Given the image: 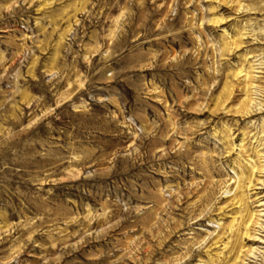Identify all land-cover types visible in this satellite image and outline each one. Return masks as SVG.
I'll return each instance as SVG.
<instances>
[{
  "label": "rangeland",
  "instance_id": "rangeland-1",
  "mask_svg": "<svg viewBox=\"0 0 264 264\" xmlns=\"http://www.w3.org/2000/svg\"><path fill=\"white\" fill-rule=\"evenodd\" d=\"M263 167L264 0H0V264H264Z\"/></svg>",
  "mask_w": 264,
  "mask_h": 264
},
{
  "label": "bare ground",
  "instance_id": "bare-ground-1",
  "mask_svg": "<svg viewBox=\"0 0 264 264\" xmlns=\"http://www.w3.org/2000/svg\"><path fill=\"white\" fill-rule=\"evenodd\" d=\"M251 104H252V102L251 101H249ZM243 105H244V109H243V112L242 113H244L245 115H247V116H249L250 117V115L253 113V112H255V111H258V110H256V109H252V107L250 108V109H248V106L250 105L249 103H248V101L247 102H245V103H243ZM257 105V104H256ZM255 108V107H254ZM255 113H257V112H255ZM264 168V167H263ZM260 170H262V171H264L263 169H260ZM260 232H261V230H260ZM254 233V232H253ZM255 234V233H254ZM258 234V233H257ZM259 235V234H258ZM254 237H256V236H254ZM259 240H260V238H258ZM254 250V249H253ZM258 250V249H257ZM252 252H254V251H252ZM251 253V252H250ZM257 253V252H256ZM253 254V253H252Z\"/></svg>",
  "mask_w": 264,
  "mask_h": 264
}]
</instances>
